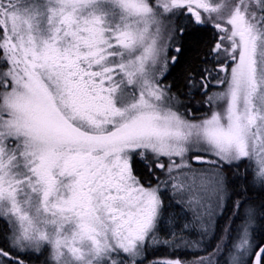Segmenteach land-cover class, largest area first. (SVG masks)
I'll return each mask as SVG.
<instances>
[{"label": "snow or ice", "instance_id": "obj_1", "mask_svg": "<svg viewBox=\"0 0 264 264\" xmlns=\"http://www.w3.org/2000/svg\"><path fill=\"white\" fill-rule=\"evenodd\" d=\"M209 25L223 88L205 68L211 115L190 119L168 49ZM236 181L264 191V0H0V264H145L161 247L177 254L160 264H264V204L233 200Z\"/></svg>", "mask_w": 264, "mask_h": 264}, {"label": "trees", "instance_id": "obj_2", "mask_svg": "<svg viewBox=\"0 0 264 264\" xmlns=\"http://www.w3.org/2000/svg\"><path fill=\"white\" fill-rule=\"evenodd\" d=\"M187 23L188 21L182 25L179 20L176 22V27L179 29L180 27L187 25ZM192 35L193 34L191 32H186L183 40H181L179 38V33L177 32L178 42L176 45L181 46V51L179 53H175V56H177V62L175 64H169L166 82L172 84V91L184 99V103L179 106L180 109H182L185 114H187L188 108L192 109L194 116L190 117V119L194 118L198 120V118H200V116H198L200 113L209 111V105L205 104V96L200 90V76L203 74V70L205 68H208L212 72V78L208 83V88H210L211 83L216 78L218 73L216 69L217 61L211 59L210 54V49L214 46L215 38L218 36V33L214 27L209 25L206 29L195 33L197 39L196 43L192 42ZM206 55H208L209 58L206 59ZM189 72L195 74L197 84V87L192 89L193 95L191 97L188 96L189 88L187 86ZM218 74L221 75V72ZM197 105L198 107H196ZM241 171H243V169H241ZM239 185L240 182L236 181L235 186L232 189L233 200L239 196L244 204V207H247L249 204H254L259 207L260 205L264 204V191L256 188H249L247 192H245L244 189ZM243 214L244 208H241L240 214L234 218V223H232L231 227L232 239H235L236 237L235 234L241 224ZM231 215L232 204L230 202L228 210L225 211L224 216L220 217L218 215L216 218V238L211 240L207 239L208 241L204 242L207 251H210L212 248H214L216 240L219 238V235L223 233V228L228 223L227 217ZM189 238L192 239L193 236L190 235ZM255 239L257 241L264 239V233H256ZM207 251L197 253L192 250L185 251L182 249L179 252V255L181 259L192 261L195 255H206ZM176 254L177 253H175L172 249L166 247L150 249L147 254L148 258L145 260V264H160L162 259L174 257Z\"/></svg>", "mask_w": 264, "mask_h": 264}, {"label": "rangeland", "instance_id": "obj_3", "mask_svg": "<svg viewBox=\"0 0 264 264\" xmlns=\"http://www.w3.org/2000/svg\"><path fill=\"white\" fill-rule=\"evenodd\" d=\"M42 2H46V0H42ZM199 11H201L202 12V10H199ZM213 16H215L216 14L215 13H213L212 14ZM204 18H208V14H204ZM187 22V19H185L184 17H181L180 18V23L182 24V25H184V23H186ZM219 35V34H218ZM178 42V36H176V39L173 41V45H176V43ZM175 53H177L176 51H175V47L173 46V47H170L169 49H168V56L169 57H171V56H175ZM169 64H172L171 63V60H169ZM215 74V73H214ZM217 75H219L218 73H217ZM224 75V73H222L221 72V75L220 76H223ZM223 88V85H220V84H218L217 82H216V79H214L213 80V82L211 83V85H210V88H208V93H209V95H212V94H214V93H216V92H218L219 90H221ZM205 100H206V97H205ZM206 104V103H205ZM206 105H208V104H206ZM196 107H198V105L196 106ZM181 111H182V109H180ZM184 112V111H183ZM205 114H208V115H211V109H210V106H209V111H207V112H202V113H200L198 116H200V118H198V120H200V119H202L203 117H204V115ZM193 165L195 166V167H200V165H197L196 164V162L195 161H193ZM158 171H159V169H158ZM218 216V215H217ZM189 218H191L190 216H189ZM217 218V217H216ZM193 236V238L192 239H198V235H197V233L196 232H192V233H190V234H188V236ZM235 235H237V232H236V234ZM236 238V237H235ZM206 241H208L207 239L204 241V242H206ZM193 251V250H192ZM165 259V258H164Z\"/></svg>", "mask_w": 264, "mask_h": 264}]
</instances>
